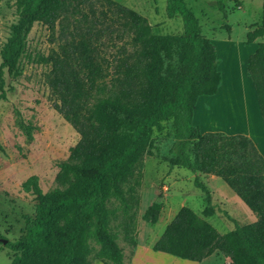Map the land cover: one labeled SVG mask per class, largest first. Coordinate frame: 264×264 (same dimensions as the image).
<instances>
[{"label": "trees", "instance_id": "trees-1", "mask_svg": "<svg viewBox=\"0 0 264 264\" xmlns=\"http://www.w3.org/2000/svg\"><path fill=\"white\" fill-rule=\"evenodd\" d=\"M19 21L0 49V101L4 73L21 76L27 37L46 27L57 50L39 54L52 108L79 135L58 164L56 187L42 193L38 178L23 184L36 197L33 218L7 247L10 264H124L119 236L136 248V217L145 156L164 123L174 131L170 166L188 170L204 194V216L213 214L210 192L198 174L220 178L255 214L220 235L191 208L181 207L152 246L155 252L200 263L216 251L225 264H264V158L243 135L201 133L193 125L197 99L212 96L221 81L216 49L202 34L187 0H166L167 19L179 18L182 35H156L147 19L113 0H15ZM225 19L227 9L217 0ZM57 33V35H56ZM260 28L246 34L253 43ZM264 124V43L246 62ZM26 141L37 128L17 120ZM150 155V154H149ZM162 205L142 215L156 224Z\"/></svg>", "mask_w": 264, "mask_h": 264}, {"label": "rangeland", "instance_id": "rangeland-1", "mask_svg": "<svg viewBox=\"0 0 264 264\" xmlns=\"http://www.w3.org/2000/svg\"><path fill=\"white\" fill-rule=\"evenodd\" d=\"M113 1L146 18L156 35L178 36L183 33L179 18L167 19L166 0ZM222 1L227 9L225 19L217 10V0H187V7L198 18L202 34L213 43L220 59L219 70L224 78H228L227 73L233 65L237 68L243 58L255 52L257 44L264 43V35L253 43L246 42V34L261 26L263 0ZM19 12L15 0H0V49L18 23ZM52 50H57V43L51 40L50 30L34 25L27 37V53L21 60L22 75L10 77L7 71L4 73L6 99L0 101V264L11 263L15 253L7 243L18 240L24 233L25 218H33L35 214L36 197L32 192H25L22 184L36 176L42 193L54 189L58 164L68 158L70 149L79 141V135L51 106L45 83L48 67L36 62L39 54L46 56ZM256 104L259 110L257 101ZM19 118L37 128L31 142L26 141L18 127ZM225 131L230 133V130ZM174 141L171 124L164 123L160 130L154 132V147L144 159L136 217V248L139 245L136 258L141 264H224L221 254L204 263H195L152 250L165 226L181 207H189L202 215L207 206L204 194L193 183L194 175L188 170L170 166L168 160L172 156L170 151ZM261 145L264 153V143ZM215 180L209 186L214 191L216 187L219 195L229 197L232 193L226 184L219 178ZM200 181L204 183V180ZM216 198L211 202L215 216L208 223L223 235L233 228L225 215L235 218L239 209L231 201L224 208L219 197ZM152 203L162 205L156 224L142 219ZM239 220L242 221L241 218ZM3 240L7 241L6 244H2ZM117 243L123 250L124 264H130L136 248L125 243L121 236Z\"/></svg>", "mask_w": 264, "mask_h": 264}, {"label": "crops", "instance_id": "crops-1", "mask_svg": "<svg viewBox=\"0 0 264 264\" xmlns=\"http://www.w3.org/2000/svg\"><path fill=\"white\" fill-rule=\"evenodd\" d=\"M248 57L243 58L238 64L237 68L234 65L232 66V68H230V71L227 73L229 75L228 78H224L222 72L219 70L221 74V81L217 92L212 96H201L197 99L193 112V125L200 128L201 133L219 132L225 135L246 136L253 142L259 154L264 158V153L262 151L263 149H261V143H264V124L260 111L257 109V96L255 88L250 77L247 74L246 62ZM218 61L220 65V59H218ZM219 65L218 68H220ZM238 85L242 87H239V89H237ZM200 124L202 125V128L199 127ZM225 130H230V133H227V131ZM198 175L200 180H204V183H202L210 192L211 202L212 198L219 197V199L222 201V205H224V208L226 207L225 204L231 201L233 202L235 208L239 209V212L234 215L236 217H231L232 219L241 224H251L258 220L255 214H253L249 210V208L240 200V198L237 197L230 189L229 190L232 194H229V197H224V195H219L216 187V191H214L213 188L209 186L211 185V183L216 181L215 179L218 177L204 174ZM216 192L218 194L217 196L215 195ZM243 204L248 208L249 211L244 208ZM213 205L211 203V207L213 209L212 215L204 216L203 212L202 215H197L208 222L210 218H213V216H215V207ZM239 218H241L242 221L239 220ZM225 220L228 221L227 219ZM138 247L139 245L135 249L130 264H141L140 260H137L136 258ZM220 254V252L216 251L213 255L200 263H204L205 261H208L215 256L217 257V255L220 256ZM225 263H227V260L224 258V264Z\"/></svg>", "mask_w": 264, "mask_h": 264}, {"label": "water", "instance_id": "water-1", "mask_svg": "<svg viewBox=\"0 0 264 264\" xmlns=\"http://www.w3.org/2000/svg\"><path fill=\"white\" fill-rule=\"evenodd\" d=\"M6 242H7V241H4V240H3V241H2V244H6Z\"/></svg>", "mask_w": 264, "mask_h": 264}]
</instances>
